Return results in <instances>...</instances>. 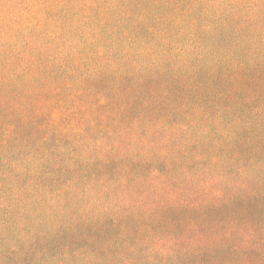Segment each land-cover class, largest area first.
<instances>
[{"label": "trees", "instance_id": "16d2710c", "mask_svg": "<svg viewBox=\"0 0 264 264\" xmlns=\"http://www.w3.org/2000/svg\"><path fill=\"white\" fill-rule=\"evenodd\" d=\"M0 264H264V0H0Z\"/></svg>", "mask_w": 264, "mask_h": 264}]
</instances>
